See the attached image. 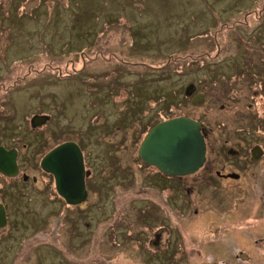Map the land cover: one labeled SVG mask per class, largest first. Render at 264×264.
<instances>
[{
    "label": "rangeland",
    "instance_id": "obj_1",
    "mask_svg": "<svg viewBox=\"0 0 264 264\" xmlns=\"http://www.w3.org/2000/svg\"><path fill=\"white\" fill-rule=\"evenodd\" d=\"M262 4L0 0V146L18 148L19 164L29 175L25 181L22 173L15 178L0 173V203L9 218L0 230V264H242L239 249L248 252L243 264H264V245L257 244L264 236V199L254 194L239 203L251 212L245 216L258 218H251V243L232 248L230 235L236 232L229 214L235 197L231 191L223 195L228 184L203 185L200 193L187 196L194 203L184 210L183 198L175 195L170 224L178 231L163 232L162 251L143 244L155 236L144 219L138 222L136 210L140 204L148 210L150 198L160 199L167 190L135 155L157 121L200 114L184 97L189 80L228 76L235 66L242 71L251 62L264 77V21L253 13L245 20L243 14ZM235 22L242 25L233 31ZM218 44L225 62L215 68L207 62L204 71L196 65L203 61L184 68L185 55H214ZM234 82L231 77L221 87L210 84L218 87L211 90L215 106L229 104L216 108L223 118L231 119ZM40 114L49 120L34 127L31 120ZM69 138L83 145L94 170L91 198L76 208L58 198L40 167L50 147ZM167 238L173 246L165 249Z\"/></svg>",
    "mask_w": 264,
    "mask_h": 264
},
{
    "label": "flooded vegetation",
    "instance_id": "obj_2",
    "mask_svg": "<svg viewBox=\"0 0 264 264\" xmlns=\"http://www.w3.org/2000/svg\"><path fill=\"white\" fill-rule=\"evenodd\" d=\"M252 13L255 15L256 19H259L260 22H263L264 4H262L261 9L259 10L253 9V7L246 9L243 12V14H245L244 19L247 20L249 18V15H251ZM223 24L226 26L229 25L228 22H224ZM240 25L242 24L235 22L234 25L232 24L231 30L234 31ZM244 37L245 35L241 38L244 40ZM221 47L222 45L218 44V50L214 55H212L209 51L199 53L197 54V56H192L191 54L185 55L184 68L187 65L190 66L193 62L196 64L199 61L204 62V64L202 65H199L200 63L196 64L199 66L200 71L206 70L207 62L210 64L209 66L211 68H215L220 63H223L226 60L225 55L222 54L223 52ZM201 58H208V61H206V59L200 60ZM252 65V62L251 64L247 63L245 65H242V71L240 66H235L236 68L233 70V73L229 74L228 76L220 75L218 77H215L214 74L212 76H207L204 74L201 78L197 80H189L185 84L184 97L186 103L188 107L200 109V114L197 117L191 114H183L182 116L192 118L199 122L201 126V133L205 139L206 144L205 161L203 165L194 173L175 176L167 174L159 170L157 167L146 163L142 158H140L139 148L141 144L138 145L137 153L135 155L141 163V166H145L146 169H151V172L155 174L153 175L155 182L157 184L165 185L166 187H164L163 190H167L166 196H160V199L158 198L157 194H155L154 200L150 198L151 201H149L150 204L148 210H142L141 204L136 210L138 222L139 220L144 219V225L150 227V230L154 233L155 236L154 239L153 237L150 238V234L147 232L146 237L148 236L150 239L148 240V242L147 240L143 241V244L150 245V247L156 250L160 248L162 251L163 232L166 231L171 234L174 231H178L179 226L170 224L172 214L174 213L173 200L175 195L178 194V196L183 198L185 206L184 204H182V209L184 210L185 208H190V203H194V199H192V197L187 198V196L200 193L203 185H205V187L215 185L216 187L217 185L227 184L230 185L231 188L224 189L223 195L225 196L228 194V191H231L229 195L232 194V196L235 197V205L233 210L234 212L229 214L231 218L230 223L232 224L231 229L232 231L234 230V233L236 232V234L230 235L231 246L232 248H237L243 246V243H251V240H253V235L249 233L253 226L251 218H258V216H245L251 212L242 210L241 205L239 206V203L249 201L254 194H256V200L260 198V200L263 201L264 199V192L261 193L259 190V187H264V77L258 75V72L254 70L255 67ZM190 69L191 67H187V74H192L193 71L191 72ZM251 74H255L257 76V79L253 78ZM231 77L234 78L235 82L232 85H235V87L231 88V90L233 91L229 93V96H231L233 100L232 102H230L231 119H229V116L223 118V115H219L221 113L217 112L216 108L224 110L229 104L222 102L219 103L220 105L218 107L215 106L214 102L212 101L213 98L211 97V90H215L214 88L218 89V87H213L210 84L219 85L221 87V85L223 84L222 81L227 78L230 79ZM238 85L240 86L239 89L237 88ZM227 118L230 120V123H228V121L226 120ZM165 119L169 118H164L161 120ZM48 120L46 121V123L48 122ZM158 122L159 121H157L156 123ZM156 123L151 125L150 129ZM66 142L77 143L83 153L85 166V185L88 191L87 199L84 202L88 201V199H90L92 195V185L90 184V181L94 177V170L88 164L86 150L79 141L73 138H69L57 142V144L50 147V149L42 156L40 160V167L45 173L50 176V179L53 181L55 192L58 198L61 199L64 204L67 205V207L76 208L84 202L77 205H71L67 203L65 198L58 192L55 176L52 173L45 171L41 165L42 159L49 151ZM5 147L7 149L15 148L7 146ZM16 149L18 151V161L19 149ZM18 166V176H20V174L22 173V178L25 181L29 180V175L25 171H22L19 161ZM198 174H200V177L194 178ZM25 176L26 179L24 178ZM196 184L199 186H195ZM183 191L185 193H182ZM252 191H254L255 193H251ZM239 192H242V195L240 197H237L239 195ZM216 195L220 196L219 193H216ZM138 196L140 195L138 194ZM223 200L221 199V201ZM198 212L199 209L196 210L195 213ZM7 219L9 221L8 215ZM219 219L220 217L217 216L215 221H218ZM220 228L227 227H225V225H222L220 226ZM1 229L2 228H0V230ZM238 236L246 240H239ZM261 242L262 243L257 241V244L264 245V236L261 237ZM166 243L167 246H165V249L172 247L173 239L167 238ZM239 250L240 251L236 254V258L243 264L246 260H248V257L243 258L242 255L245 253L248 254V252L243 251V249Z\"/></svg>",
    "mask_w": 264,
    "mask_h": 264
},
{
    "label": "water",
    "instance_id": "obj_3",
    "mask_svg": "<svg viewBox=\"0 0 264 264\" xmlns=\"http://www.w3.org/2000/svg\"><path fill=\"white\" fill-rule=\"evenodd\" d=\"M48 119V115H35L31 122L35 127ZM205 151L199 122L181 115L156 123L143 138L139 156L146 163L175 176L198 170L205 161ZM17 158L16 148L0 146V172L8 177L18 176ZM41 165L55 176L58 192L67 203L77 205L87 199L83 153L77 143L66 142L53 148L42 159ZM6 224V208L0 203V228Z\"/></svg>",
    "mask_w": 264,
    "mask_h": 264
},
{
    "label": "bare ground",
    "instance_id": "obj_4",
    "mask_svg": "<svg viewBox=\"0 0 264 264\" xmlns=\"http://www.w3.org/2000/svg\"><path fill=\"white\" fill-rule=\"evenodd\" d=\"M7 223H8V219H7ZM7 225V224H6ZM5 227V226H4ZM4 227H2V228H4Z\"/></svg>",
    "mask_w": 264,
    "mask_h": 264
}]
</instances>
